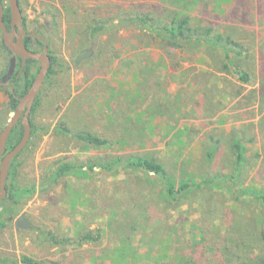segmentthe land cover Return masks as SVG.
Here are the masks:
<instances>
[{"label":"rangeland","instance_id":"obj_1","mask_svg":"<svg viewBox=\"0 0 264 264\" xmlns=\"http://www.w3.org/2000/svg\"><path fill=\"white\" fill-rule=\"evenodd\" d=\"M217 1H207L210 16L215 14L212 8L219 10ZM196 2V10L188 13L206 25V0ZM18 3L26 31L46 38L62 66L43 82L29 117L35 131L13 162L11 182L21 187L34 185L35 190L19 208L0 205V264H21L22 256L49 264H226V258L237 264L235 250L225 247L242 236L255 247L254 252L246 250L245 257L264 264L260 236L264 207L250 198L237 201L225 189L206 186L193 189L175 207L168 206L141 176L96 166L133 154L155 157L178 182L213 177L218 172L234 174L226 140L239 135L246 151L237 182L242 188L264 189L263 134L248 126L241 131L251 121L237 122L239 113L232 116L224 104L213 105L210 112L199 103L201 90L192 78L219 82L213 78L216 70L209 54L189 47L161 46L159 40L152 41L133 27L113 28L118 15L127 12L159 18L165 15L164 8H176L161 0ZM224 19L209 18L219 30H223ZM98 24L111 28L91 36L89 26ZM234 27L235 31L228 26L224 32L239 42L260 45L264 26H252L250 37L246 36L247 26ZM91 47L92 55L76 63L78 53ZM30 49L39 50L37 44ZM10 57L0 49V78ZM6 82L4 95L10 92ZM12 116L3 104L0 131ZM219 119L223 125L218 124ZM199 122L206 136L198 129ZM187 124L188 137L183 134L179 143L164 147L172 140L170 133ZM59 126L69 133L59 132ZM78 132L95 134L106 144L89 146L72 138ZM215 139L220 140L219 148L212 143ZM216 146L219 153L215 158L205 159L204 149ZM59 162H69L73 169L52 180L51 172ZM134 203L139 209L148 206L150 214L139 217ZM114 206L119 213L113 214ZM19 216L28 222L27 229L16 227ZM84 232H90L92 238L81 242ZM231 232L235 234L231 236ZM205 235L204 246L200 239Z\"/></svg>","mask_w":264,"mask_h":264},{"label":"trees","instance_id":"obj_2","mask_svg":"<svg viewBox=\"0 0 264 264\" xmlns=\"http://www.w3.org/2000/svg\"><path fill=\"white\" fill-rule=\"evenodd\" d=\"M161 1L165 5H172V8L175 7L176 10L164 8L165 15L163 17L159 16V18L154 17L151 14L127 12L122 15H118L117 24L113 26V28L122 26L133 27L141 32H144V34L148 35L152 41H155L156 39L159 40L161 46L164 45L177 49L189 47L194 50L206 51L209 54L210 60H212L214 69L216 70V76L213 78H217L219 82H209V80L205 81L203 77L192 78V82L198 83L201 90V96L199 99L201 107L206 109L207 106L208 110L211 112L213 105H217L219 103L223 106L224 104V107L228 106L225 108L229 110L232 116L239 113V116L236 115L235 118L237 122L243 123L251 121L250 125H242L240 127L241 131L245 130L246 126H248L250 129H257L258 132L264 136V35L261 37L260 45L258 46L252 41L239 42L238 40L232 39L224 32L228 26L232 28V31H235V24L239 26H247L248 29H246V36L250 37L249 32L252 29V26H264V0H232L230 4L229 0H218L216 2V7L219 8V10L215 11L214 8H212L215 13L212 16L209 14L210 9L208 7V0H206V25L200 24V20L195 19L193 15L190 16L191 13H188L190 10H196V5L198 3L196 0ZM3 6V21L7 30H9L10 11L8 6L5 7V3H3ZM222 16L225 18L222 21L223 30H219L217 29L218 26L215 23L213 26L212 20H209V18L220 20ZM226 23L229 25H226ZM22 25L24 32H26L23 19ZM89 27L91 36L101 32H107V30L111 28H107L102 24L92 25ZM44 39L47 41L48 55L50 58V66L44 79V83H47V81H49L51 76L54 74L56 67H61L62 64L52 55V50L49 47L48 40L46 38ZM33 40L38 45L39 51L43 50V41L32 37H26L23 39V43L26 48L30 49ZM254 45L258 47L255 49ZM0 49L6 51L7 55H10V51L6 48L2 40L1 32ZM36 65H38L36 61L25 60V65L23 69H21V61L18 59L15 72L10 79L12 91L6 92L11 99L9 104L6 105L10 111H14L15 106L18 104V98L23 97L32 84L39 68V65ZM34 66H36V69L32 72ZM256 74L258 75L257 77L255 76ZM3 76L4 72L2 77ZM247 86L252 88L246 91ZM39 93L34 101L30 115L38 104ZM217 96L219 98L218 100H216ZM218 124L223 125L224 121L219 119ZM198 125V129H201L200 132H203V124L199 122ZM30 126L31 136L35 131V127L31 121ZM248 128L246 130H248ZM152 129V133H155V129L153 127ZM57 130L61 133H69V130L64 127L59 126L57 127ZM189 130L190 124H187V127L180 125L177 130L170 133L172 135L170 136L172 140L166 141L164 143V147L167 148L175 144V142L179 143L180 138L184 137L183 134H186L185 136L188 137L187 131L189 132ZM22 134V126L18 123L13 128L7 139L5 147L6 152L11 151L18 144ZM167 134H165V136H167ZM203 135L206 136V131L203 132ZM71 136L72 138L83 141L87 145L94 148H99L106 144L105 140H102L95 134L87 132H78L72 134ZM209 139L212 140V137L209 136ZM212 143L216 144L218 148L221 144L219 139L213 140ZM226 144L229 156L232 158L234 174H220L218 172L213 175V177L206 178V176H201L196 179H184L178 182L168 172L166 166L159 162L155 157L144 158L133 154L127 156L125 159L98 163L96 166L100 169H114L117 171L127 172V174L130 175L141 176L143 183L148 188L153 187L157 190L158 196L162 200L166 201L168 206H170L169 204H173L174 207L178 205L183 199V196L191 193L193 189H206V186H210V190L215 187V190L225 189L226 191L231 192L234 194V200L237 201H239L240 198H250L258 206L263 208L264 189L256 190L252 188H242L240 186L241 183L239 182V184L237 182L236 175L239 173L240 169L245 166L246 148L243 136L238 135L237 137L233 136L232 138H228V140H226ZM217 146L216 148H209V150L204 149V158L209 161L215 158L214 156L219 153ZM18 155L9 165L6 179L7 194L0 203V205L6 203L10 208H19L20 205L26 201V199H28L35 190L34 185L21 187L15 185L10 180L14 172L13 162L16 160ZM94 166H89V169L92 170ZM71 169H73V166L69 162H59L55 169L51 172L50 177L52 180H56L57 178L64 176ZM131 197H133L132 201L137 200L135 196L132 195ZM132 205L135 210L140 212L139 217L150 214V208H148V206L145 207V205H142L141 209H139L137 208L136 203ZM198 207L202 209L201 205ZM113 210V214H117L120 211L118 206H114ZM259 223H261L260 219ZM234 234L235 232H231V236ZM45 235L48 238L53 239V237L50 236V233H45ZM260 236L261 240L264 241L263 229H261ZM89 238H92L90 232H84L80 237V241L83 242ZM205 238L206 235L203 236V240L202 238L200 239L204 246L206 244ZM225 248H233L235 250L236 253L234 258L238 261L240 260L237 264H255L254 261L252 262L251 259L245 257L244 252L246 250H250L252 252L255 251L254 245L249 244L246 236H242L241 239H237V241H234L230 246H226ZM20 262L21 264H49V262L36 261L27 256H22ZM225 262L226 264H233L232 258H226Z\"/></svg>","mask_w":264,"mask_h":264},{"label":"water","instance_id":"obj_3","mask_svg":"<svg viewBox=\"0 0 264 264\" xmlns=\"http://www.w3.org/2000/svg\"><path fill=\"white\" fill-rule=\"evenodd\" d=\"M5 1L7 2L10 11V30H7L3 21V3ZM5 1L0 0V32L4 45L12 53L13 56L9 60L8 71L6 74H4L5 76L3 78V82H6L7 79L13 74V71L15 69L16 57L20 58V60L22 61V65L24 64L25 60L36 61L39 65V68L32 84L30 85L25 95L21 98H18V104L15 106L13 116L0 131V201L6 195V179L10 162L22 151L30 138L31 126L29 115L50 66L47 41L42 38L44 46L41 52H34L26 48L23 43V37L26 34L22 25V14L18 0ZM92 53L93 47H91L90 49L82 50L76 56L75 62L79 63L81 60L90 57ZM10 101L11 99L7 97V95H4L2 91H0V104L4 103L6 105ZM18 123H20L23 129L22 137L18 144L11 151L3 154L7 139L13 128ZM17 227L23 229L27 227L26 221L22 216L18 217Z\"/></svg>","mask_w":264,"mask_h":264},{"label":"flooded vegetation","instance_id":"obj_4","mask_svg":"<svg viewBox=\"0 0 264 264\" xmlns=\"http://www.w3.org/2000/svg\"><path fill=\"white\" fill-rule=\"evenodd\" d=\"M9 27H10V24H9ZM10 29H11V27H10ZM9 29V30H10ZM25 36L23 37V39L24 38H26V37H32V38H34V39H40V40H42V38H44L43 36H40V35H38V34H36L35 32H28V31H26L25 32ZM32 44H36V42L33 40L32 41ZM31 44V45H32ZM42 51V50H41ZM41 51H39V50H36V51H34V52H41ZM10 56L12 57L13 55H12V53L10 52ZM10 57V58H11ZM10 58L8 59V66H7V68H6V70H5V72H4V74H6L7 73V71H8V67H9V60H10ZM18 59H20L19 57H16V62H15V69H16V66H17V63H18ZM21 61V60H20ZM24 65H25V62H24V64L22 65V61H21V69H23V67H24ZM15 69H14V71H13V74H14V72H15ZM13 74L7 79V82H9L8 84H10V91H12V84L10 83V79L12 78V76H13ZM5 76V75H4ZM4 76L1 78V80H0V91H2L3 92V89H5V82H3V78H4ZM6 82V83H7ZM5 95H7V97H9L8 96V94H5ZM10 98V97H9ZM4 103H1L0 104V108L2 107V105H3ZM9 104V103H8ZM8 104H6V105H8ZM7 143V142H6ZM4 153H6V149L4 150V152H3V154ZM3 156V155H2ZM11 163V162H10ZM7 182V181H6ZM6 185H7V183H6ZM6 194H7V191H6ZM6 196V195H5ZM5 196H4V198H5ZM3 198V199H4ZM2 199V200H3ZM2 200L0 201V203L2 202ZM17 220H18V218H17ZM26 221V220H25ZM26 224H27V227L25 228V229H27L28 227H29V224H28V222L26 221ZM16 227H17V221H16ZM17 228H19V227H17ZM21 229H23V228H21Z\"/></svg>","mask_w":264,"mask_h":264}]
</instances>
